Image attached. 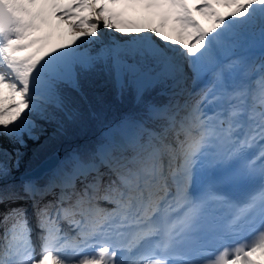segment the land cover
<instances>
[{
	"label": "snow or ice",
	"instance_id": "snow-or-ice-1",
	"mask_svg": "<svg viewBox=\"0 0 264 264\" xmlns=\"http://www.w3.org/2000/svg\"><path fill=\"white\" fill-rule=\"evenodd\" d=\"M194 3L0 0V264H256L264 254V62L253 56L264 57V0ZM109 5L140 8L147 27ZM101 28L121 38L105 42ZM101 76L133 91L141 115L43 178L14 176L25 136L63 131L78 115L72 93Z\"/></svg>",
	"mask_w": 264,
	"mask_h": 264
},
{
	"label": "trees",
	"instance_id": "trees-1",
	"mask_svg": "<svg viewBox=\"0 0 264 264\" xmlns=\"http://www.w3.org/2000/svg\"><path fill=\"white\" fill-rule=\"evenodd\" d=\"M151 98L164 99L156 92L151 93ZM71 106L78 115L65 121L63 131L57 132L50 127L49 133L32 153L26 155L21 151L23 172L38 166L57 149L62 152V160L74 150L90 151L108 127L125 118H138L142 113L133 91L120 92L111 80L103 76L83 82L80 91L72 93Z\"/></svg>",
	"mask_w": 264,
	"mask_h": 264
},
{
	"label": "rangeland",
	"instance_id": "rangeland-1",
	"mask_svg": "<svg viewBox=\"0 0 264 264\" xmlns=\"http://www.w3.org/2000/svg\"><path fill=\"white\" fill-rule=\"evenodd\" d=\"M193 2V6H196L194 3V0H191ZM110 8L111 11H113L114 13H116L117 15L120 16L121 22L125 23L127 22L128 26H139V27H147L148 25V20H147V16L146 13H144L140 8L138 7H134L132 5H109L108 6ZM121 11L120 13H118L119 11ZM221 12H227V9H220ZM84 15H88L87 13H84ZM197 19L200 20V22L205 26V27H209L210 24L207 20H205L203 17H199L197 16ZM104 33V40L105 42H107L111 37L115 36L117 39H120V34L116 33L115 30H107L104 29L102 31ZM63 35L66 36V38H69V36H67L66 33H62ZM168 35L171 36L173 39H175V33L169 31ZM50 131V127L45 128L44 132H39L37 130V135H38V139L36 140H32V139H28L27 136H25V146L24 147H20V151H22L23 153H25L26 155H29L30 153H32V150L35 146H37L42 140L43 138L49 133ZM6 146L7 142L5 141ZM11 147V146H9ZM22 159V158H21ZM21 159H20V166L19 169H14V176H18L17 178H19V175H21L23 173V169H22V165H21ZM62 160V159H61ZM32 237H33V233H32ZM258 258V257H257ZM259 261H257V263H260V259H258ZM256 263V264H257Z\"/></svg>",
	"mask_w": 264,
	"mask_h": 264
},
{
	"label": "water",
	"instance_id": "water-1",
	"mask_svg": "<svg viewBox=\"0 0 264 264\" xmlns=\"http://www.w3.org/2000/svg\"><path fill=\"white\" fill-rule=\"evenodd\" d=\"M62 158L61 150L57 149L50 156L44 159L37 167L32 169L31 171L22 174L19 178L24 177H41L45 172L55 169Z\"/></svg>",
	"mask_w": 264,
	"mask_h": 264
},
{
	"label": "bare ground",
	"instance_id": "bare-ground-1",
	"mask_svg": "<svg viewBox=\"0 0 264 264\" xmlns=\"http://www.w3.org/2000/svg\"><path fill=\"white\" fill-rule=\"evenodd\" d=\"M123 24L128 25L127 22H125ZM103 30L104 29L101 28V31H103ZM253 56H254L255 65L257 67L259 66V64L261 62H264V57H261V53H260V50L259 49H256L254 51ZM258 78H259V73L254 74L253 79H258ZM105 206H108V205H105ZM31 223H32V229L35 230L36 237L39 238V229L36 227V222H35V219L34 218H33V220H32ZM251 259H253L254 261H259L258 259H260V263H257V262L256 263L257 264H264V254L257 253L256 255L252 256Z\"/></svg>",
	"mask_w": 264,
	"mask_h": 264
}]
</instances>
